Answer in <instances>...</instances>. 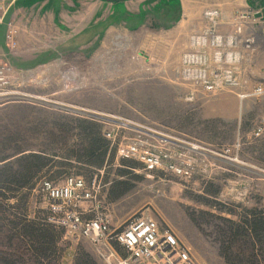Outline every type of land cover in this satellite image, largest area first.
<instances>
[{
  "label": "rangeland",
  "instance_id": "1",
  "mask_svg": "<svg viewBox=\"0 0 264 264\" xmlns=\"http://www.w3.org/2000/svg\"><path fill=\"white\" fill-rule=\"evenodd\" d=\"M214 1L18 0L12 6L6 21L17 30V48L5 47L4 30L0 48L22 86L17 100L0 107V264H75L80 253L102 264L89 242L69 241L49 221L41 182L57 185L67 177L87 184L96 178L98 214L109 215L112 228L148 215L197 264H264V230H250L254 218H264V94L252 95L264 85L248 88L233 71L237 88L208 93L177 72L182 55L196 52L190 38L208 29L200 14L214 10ZM246 1L262 14L254 31L264 39V0ZM203 50L210 73L213 49ZM118 119L155 131L153 149L170 154L189 176L148 172L117 158L110 144L104 167L89 168L81 157L89 138L81 128L88 125L91 137L108 142L104 134L112 127L117 134ZM133 136L119 131L117 142ZM12 178L19 182L8 184ZM29 222L48 226L52 254L39 255L21 236Z\"/></svg>",
  "mask_w": 264,
  "mask_h": 264
},
{
  "label": "built area",
  "instance_id": "2",
  "mask_svg": "<svg viewBox=\"0 0 264 264\" xmlns=\"http://www.w3.org/2000/svg\"><path fill=\"white\" fill-rule=\"evenodd\" d=\"M17 1L0 0V41L4 30L2 42L9 50L17 48L18 35L14 24L6 20ZM219 15L217 10H208L203 14L208 29L202 35L190 38V45L196 49V52L183 54L177 70L184 81H198L208 93L214 89L239 86L234 77V68L229 69V66L227 69L222 68V62L226 65L235 64L239 58L227 52L235 47L234 35L222 36L217 33ZM247 18L244 12L236 13L233 18L235 35L241 34ZM206 46L213 49L212 60L215 68L210 73L209 59L203 50ZM252 46H254V38L244 41L247 50ZM1 52L0 48V107L17 100L21 96L18 91L22 86L20 74L5 61ZM262 94L264 88L256 87L252 95ZM117 121H120L117 126L115 125L117 134L113 127L110 128L112 130L107 129L104 134L110 147L115 148L117 158L136 161L148 172L161 170L178 177L189 176L185 167L173 163L170 154L153 149L149 141L156 135L155 131L129 120ZM127 130L134 134L132 137L134 139L126 142L123 138L117 142L118 132ZM157 135L168 138L165 134L157 133ZM176 142L178 144L175 147L180 152V157L184 142L182 140ZM191 149L199 150V147L192 146ZM213 155L217 156L215 153ZM40 190L53 216L49 220L50 223L64 230L71 242H89L95 248L96 256L102 264H197L176 236L168 230L160 231L156 221L148 215H139L123 226L112 228L110 216L98 214L101 187L96 178L88 184L81 177H67L57 185L43 180Z\"/></svg>",
  "mask_w": 264,
  "mask_h": 264
},
{
  "label": "crops",
  "instance_id": "3",
  "mask_svg": "<svg viewBox=\"0 0 264 264\" xmlns=\"http://www.w3.org/2000/svg\"><path fill=\"white\" fill-rule=\"evenodd\" d=\"M214 10H217L220 14L217 33L222 36L234 35L236 38L235 47L227 52L234 54L239 60L235 64H229V69L234 68V71L240 76L238 77L239 82H244L248 88L258 84L264 85V39L260 32L254 31L261 22L262 14L248 7L246 0L214 1ZM203 12L200 14L202 18ZM237 12H244L248 16L245 20L246 23L242 26V32L239 35H235L234 33L233 18ZM252 37H254L256 42L255 49L249 51L244 47V41ZM259 105H261L260 113L264 115V96L260 99Z\"/></svg>",
  "mask_w": 264,
  "mask_h": 264
},
{
  "label": "trees",
  "instance_id": "4",
  "mask_svg": "<svg viewBox=\"0 0 264 264\" xmlns=\"http://www.w3.org/2000/svg\"><path fill=\"white\" fill-rule=\"evenodd\" d=\"M81 129L83 131H87L89 138L88 148L84 151V155L81 157H83L86 163L90 164L89 168L91 169H94V167L96 169L104 167L109 143L100 139L97 135L91 137L92 130L88 127V125L83 126ZM8 181L10 180L8 179ZM20 181L24 183L25 181L27 182V179L25 181L21 179ZM12 182L18 183L19 181L12 178L8 184H12ZM119 186H122V184H119ZM47 227V225H39L29 222L21 229V236L27 237L33 241V244L37 248L35 251L41 256L52 254L55 249L53 242L50 239V234L48 230H46ZM263 228L264 218H254L252 220L250 230L256 232V235H258L259 232H262L264 230ZM77 256L78 257L75 260V264H94V262L86 254L80 253Z\"/></svg>",
  "mask_w": 264,
  "mask_h": 264
}]
</instances>
